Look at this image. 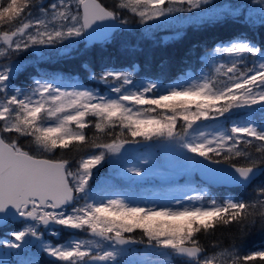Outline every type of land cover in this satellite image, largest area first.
Here are the masks:
<instances>
[{
    "label": "snow or ice",
    "instance_id": "1",
    "mask_svg": "<svg viewBox=\"0 0 264 264\" xmlns=\"http://www.w3.org/2000/svg\"><path fill=\"white\" fill-rule=\"evenodd\" d=\"M255 2L264 27V0ZM223 15L245 18L211 0H0V227L18 225L0 249L24 250L16 264H43L30 248L47 264H264V242L245 243L264 233V42L217 43L200 58L206 71L171 84L135 79V65L91 71L104 90L46 71L27 90L13 83L27 70L22 53L70 55L71 44L108 40L133 18L151 32ZM160 139L204 170V187L141 206L99 179L108 164L114 176L145 175L152 160L125 151ZM66 231L84 238L53 239ZM131 245L145 246L143 259L129 258Z\"/></svg>",
    "mask_w": 264,
    "mask_h": 264
},
{
    "label": "trees",
    "instance_id": "2",
    "mask_svg": "<svg viewBox=\"0 0 264 264\" xmlns=\"http://www.w3.org/2000/svg\"><path fill=\"white\" fill-rule=\"evenodd\" d=\"M218 1L222 2V0ZM105 2L111 5L113 0H105ZM242 11L244 15L245 8H242ZM240 36H247L257 43L264 42V27L260 26L259 21L250 24L247 18L238 19L231 15H223L218 22L170 24L146 32L145 29L137 25L133 18L130 19L127 29L116 30L108 40L102 42L79 40L78 43L71 44L70 55H64L61 51L50 57V51L55 52V49L45 50L44 59H38L33 52L20 54L16 59L29 60L24 63L27 70L15 77L13 83L15 86L27 90L36 74L46 71L66 77L74 76L87 85H97L98 83L89 79L91 71L100 72L104 68L127 69L130 65H135V79L159 78L161 81L171 84L189 72L198 73L207 68L206 62L200 58L205 56L209 49L217 43L227 42ZM0 62H3L2 59ZM236 118L233 116V119ZM88 134H92L91 129ZM161 140H153L148 146L158 150ZM148 146L146 148H149ZM102 174L105 175V173ZM191 175L193 177L192 185H188V188L191 186L204 187V183L198 181L194 173ZM141 183L135 181L128 184V187L131 186L132 190L140 191ZM151 184L154 185L153 181L146 182L143 186ZM158 188L160 189L161 186L158 185ZM213 191L220 193L223 189L214 188ZM147 192L151 193V190H147ZM16 227H18L17 224H10L6 228L0 227V238L7 236V233ZM137 232L140 233L139 230ZM65 234L67 232H64L60 238L53 239L63 242L69 239V236L66 237ZM262 242H264V233L259 231L252 232L245 241L249 248L258 247ZM228 243L229 241L225 239L224 246H227ZM14 256V264L21 256L25 257V255L18 257L17 254ZM36 258L42 260L43 264H47L50 259L42 254ZM176 264H182V261L178 259Z\"/></svg>",
    "mask_w": 264,
    "mask_h": 264
},
{
    "label": "rangeland",
    "instance_id": "3",
    "mask_svg": "<svg viewBox=\"0 0 264 264\" xmlns=\"http://www.w3.org/2000/svg\"><path fill=\"white\" fill-rule=\"evenodd\" d=\"M211 6L212 9L220 10L225 13H227L229 10L236 9L237 7H239L240 9L245 8V13H244L245 18H247L249 15H252V17L256 20V22L259 21V9L261 6L258 3H256L255 0H222V2L218 0H211ZM137 25L141 26L143 29H145L146 27L138 23ZM45 50L48 51V49L46 48L40 49V53L44 57L46 56ZM37 58L40 59V56L37 55ZM20 61L24 64L29 60L26 61L25 59H23ZM206 70L207 68L200 70L198 73L189 72L188 74L199 75L202 71H206ZM87 86L99 87L101 88V90H104V86L101 84L87 85ZM208 130L210 131L211 129ZM154 148L155 147H149V148L144 147L140 150H136L132 152L125 151L126 160L133 161V163L140 156L148 157L152 160V164L149 166V168L146 169L145 175H142L140 177L114 176L113 167L112 165L108 164L101 168L99 172V179L104 180L106 178H113L114 183L116 185V190L121 192H128L130 195L134 197V199L142 202L141 206H149V204H145L143 203V201H149V202L157 201L158 203H165L171 198L181 195L184 191H187L188 187H186V182L184 180L180 181L177 179L183 175L189 176V174L192 173V171H194L195 169L189 166L187 161L184 160V158L179 153L180 149L178 147L169 144V142L162 139L160 141L159 149L155 150ZM128 166H131V164H129ZM102 173H105V175H103ZM135 181H141L143 183L153 181V183H155L156 186L151 184L146 187L142 186L140 188V191L139 190L134 191L132 190V188L130 190L128 184H132ZM173 181H176V183L169 186L168 184ZM158 184L162 185V188L159 189ZM147 190H151V193H148ZM69 234L71 235L69 236V239L84 238L83 233H75V234L69 233ZM7 238L9 237L6 236L1 239H7ZM144 252H145V246H142L140 248L135 247L134 249H131V252L129 253V258L132 260H141L143 259ZM21 253H24V250H21ZM32 253H35L36 257L40 254L37 249L30 248L29 254ZM15 254H16L15 249H0V259L9 262V264L14 263V259L12 256ZM21 258L24 257L21 256Z\"/></svg>",
    "mask_w": 264,
    "mask_h": 264
},
{
    "label": "water",
    "instance_id": "4",
    "mask_svg": "<svg viewBox=\"0 0 264 264\" xmlns=\"http://www.w3.org/2000/svg\"><path fill=\"white\" fill-rule=\"evenodd\" d=\"M112 35H113V34H112ZM95 38H96V39H103V37H102L101 35H99V34H97V36H96ZM90 39H92V38H90ZM87 41H89V40H87ZM102 41H104V40H92L91 42H102ZM148 143H149V142H147L146 144L139 145V146H130V147H128V148L126 149V151H130V152H132V151H136V150L142 148L143 146L147 145ZM201 159H202V158H201ZM196 174H197V176H198L201 180H203V177H202V176L205 174L203 169H199V170L196 169ZM201 175H202V176H201ZM131 246H132V245H131Z\"/></svg>",
    "mask_w": 264,
    "mask_h": 264
},
{
    "label": "flooded vegetation",
    "instance_id": "5",
    "mask_svg": "<svg viewBox=\"0 0 264 264\" xmlns=\"http://www.w3.org/2000/svg\"><path fill=\"white\" fill-rule=\"evenodd\" d=\"M66 232H67V231H66ZM62 234H63V233H62ZM62 234H61V235H62ZM135 236H136L137 238H139L140 233H136ZM66 237H68V236H66Z\"/></svg>",
    "mask_w": 264,
    "mask_h": 264
},
{
    "label": "bare ground",
    "instance_id": "6",
    "mask_svg": "<svg viewBox=\"0 0 264 264\" xmlns=\"http://www.w3.org/2000/svg\"><path fill=\"white\" fill-rule=\"evenodd\" d=\"M114 34V33H113ZM91 42V41H90Z\"/></svg>",
    "mask_w": 264,
    "mask_h": 264
}]
</instances>
